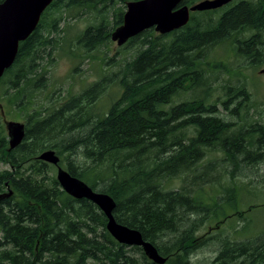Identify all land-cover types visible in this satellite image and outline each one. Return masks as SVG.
Masks as SVG:
<instances>
[{
    "label": "trees",
    "instance_id": "1",
    "mask_svg": "<svg viewBox=\"0 0 264 264\" xmlns=\"http://www.w3.org/2000/svg\"><path fill=\"white\" fill-rule=\"evenodd\" d=\"M127 1L53 0L0 79V110L26 116V134L16 148L6 149L0 129V164L9 166L0 171V264H159L141 246L118 242L95 203L61 187L50 174L54 165L38 158L47 149L56 151L72 175L111 195L116 220L153 243L167 258L163 264H195L193 255L204 241L196 243L197 233L210 214L246 222L243 230L235 229L239 239L215 236L221 249L214 262L264 264V231L245 233L251 221L245 212L264 203L261 186L249 187L256 174L248 172L264 165V123L238 126L220 116L219 106L240 114L249 92L245 84L227 80L217 101L220 70H232L209 57L212 49L228 45L255 63L264 48V36L254 43L264 35V0L191 12L186 25L167 34L147 29L120 48L132 47L129 57L104 56L110 70L89 87L59 105L48 103L42 93L56 54L79 60L107 46L124 21ZM82 13L92 20L72 38L70 20ZM184 91L189 98L173 104ZM107 92L112 101L102 109L97 102ZM213 151L223 153L221 162H202ZM247 175L249 181L240 179ZM176 177L185 183L168 186ZM211 183L219 184L217 190L205 192ZM243 198L248 210L238 207Z\"/></svg>",
    "mask_w": 264,
    "mask_h": 264
},
{
    "label": "rangeland",
    "instance_id": "2",
    "mask_svg": "<svg viewBox=\"0 0 264 264\" xmlns=\"http://www.w3.org/2000/svg\"><path fill=\"white\" fill-rule=\"evenodd\" d=\"M231 4L232 2L230 3V5ZM120 5L121 4H117L115 6L117 7ZM228 5H226V7ZM226 7L224 6L218 9H224ZM91 20V16H88L87 13H82L79 17L71 19L70 24L73 27L70 32V37H75L77 33H79L85 26L90 23ZM247 36L249 35L247 34ZM263 36L264 35H262V38ZM122 46H119L116 41H112L107 46L98 48L97 50H94L89 55H87L86 58L79 60H72L68 56H66V54H56L55 61L48 66V74L50 79L47 85V89L42 93V97H44L50 104L55 103L56 105H59L63 102L64 97H67L70 93L77 94L82 92L84 88L89 87L93 82L98 80L102 72L110 70L106 66H104V61L102 59L104 56H116L117 59H122L123 57H125V55L126 57H129L131 51H133V48L131 47L129 49L130 52H128V49L125 52H120L119 50L120 48H122ZM209 57L216 61H222L226 63L228 68L232 70L230 73H228L224 69L220 70V79L214 83L216 95L215 99L217 101L225 96L224 90L222 89V84L226 83L225 81L227 80L232 79L233 83L245 84V87L249 92V98L246 101L245 105H242L243 107L240 114L230 115L229 111L219 106L220 116L225 120H232L237 122L238 126L239 124L245 122H254L256 120L264 123V48L260 49L254 64L250 63L249 60H245L241 56H238L228 45L219 46L212 49L210 51ZM228 74L231 75L228 76ZM189 96L190 95L188 94V92L184 91L174 98L175 102H173V104L181 102L186 98H189ZM112 97V92L105 93L98 100L97 105L102 106V109H106L107 105L112 101ZM8 120H16L24 122L26 124V116L16 109L10 110L9 108L6 111L0 110V129L3 132V135L7 137V139L8 133L6 122ZM6 149H9V146ZM205 155L206 157L202 159V162H207L210 160H218L219 162H221V159L223 158V153L218 151L209 152ZM78 159L80 161H83L82 158L78 157ZM62 167L64 166L62 165ZM5 169H9V166L0 164V171H3ZM50 170V174L57 175V167L55 165ZM248 172L250 174H256L254 175L255 177L252 183L249 182L250 186H248L250 188L252 187L251 184L253 186H261V195H264V181L262 180V178H264V165H262L261 167L259 166V171L258 169L253 168L249 169ZM248 176L249 175H247V177L240 176V179L247 182L251 179ZM220 182L224 183V185L227 182L226 173L223 170ZM184 183L185 182H183L179 177H176L172 179L170 183H167V185L179 188ZM205 186V192H215L219 184L216 183L215 185V183H211L209 185L205 184ZM200 190L201 189L198 188L197 192H199ZM247 202L249 201H247L246 198L239 200L238 207H240L241 210H248V208L246 207ZM225 211L232 212V209L228 207ZM248 212H245V214L251 221L247 225L249 226V228L245 233L248 235H257L264 231V203H261L259 207L253 208ZM220 218L221 217L215 218L212 214H210L206 220V223L198 231V238L196 243H202V241H204L202 244H200L199 247L196 248V251L193 255V260L196 261L195 264H218V261L214 262V260L217 258V255L219 253L218 251L219 249H221V245L219 238H216L215 236L221 237L228 235L232 239L240 238L239 236H237L238 234H236L237 231L235 229L243 230L244 226L246 225L245 220L236 215H233V217L230 219L227 218V220L223 217V219ZM218 219L220 220L217 221ZM218 222L219 225H217ZM235 262L238 263L237 260H235Z\"/></svg>",
    "mask_w": 264,
    "mask_h": 264
},
{
    "label": "water",
    "instance_id": "3",
    "mask_svg": "<svg viewBox=\"0 0 264 264\" xmlns=\"http://www.w3.org/2000/svg\"><path fill=\"white\" fill-rule=\"evenodd\" d=\"M232 0H201L189 6L183 0H129L123 23L111 35L119 46L143 31L154 28L167 34L186 25L191 12L218 9ZM53 0H4L0 2V79L16 60L19 45L37 28L45 9ZM9 148L19 146L26 134V124L16 120L6 122ZM38 158L57 166V180L61 187L77 199L86 198L95 203L107 217V230L120 243L141 246L149 259L163 264L166 257L156 246L143 238L142 233L118 222L114 216L116 201L108 193L93 189L88 183L72 175L60 164L54 149L44 150Z\"/></svg>",
    "mask_w": 264,
    "mask_h": 264
},
{
    "label": "flooded vegetation",
    "instance_id": "4",
    "mask_svg": "<svg viewBox=\"0 0 264 264\" xmlns=\"http://www.w3.org/2000/svg\"><path fill=\"white\" fill-rule=\"evenodd\" d=\"M201 1V0H200ZM242 1H253V0H232L231 2H232V4L233 3H237V2H242ZM230 2V3H231ZM229 3V4H230ZM226 5H228V4H226ZM226 5H224L225 7H226ZM224 6H222V7H224ZM221 8V7H220ZM253 33V32H252ZM252 33H248V35L249 36H254V34H252ZM261 35H263L262 33H260L256 38H255V40H254V43H256V44H258L261 40H260V38H261ZM8 150H10V148L8 149ZM2 164H5V165H7L8 166V164L7 163H3L2 162ZM57 167V166H56Z\"/></svg>",
    "mask_w": 264,
    "mask_h": 264
}]
</instances>
